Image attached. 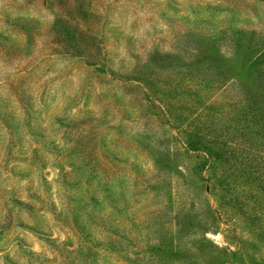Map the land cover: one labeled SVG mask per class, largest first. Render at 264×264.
Instances as JSON below:
<instances>
[{"label": "rangeland", "instance_id": "rangeland-1", "mask_svg": "<svg viewBox=\"0 0 264 264\" xmlns=\"http://www.w3.org/2000/svg\"><path fill=\"white\" fill-rule=\"evenodd\" d=\"M0 264H264V0H0Z\"/></svg>", "mask_w": 264, "mask_h": 264}, {"label": "trees", "instance_id": "trees-1", "mask_svg": "<svg viewBox=\"0 0 264 264\" xmlns=\"http://www.w3.org/2000/svg\"><path fill=\"white\" fill-rule=\"evenodd\" d=\"M191 143V144H190ZM189 146L196 151L197 153H202L203 155L208 156L211 158L212 163L215 161H221L222 159V152L219 150V148H215L214 146H207V144H204L203 142H190ZM211 163V162H209Z\"/></svg>", "mask_w": 264, "mask_h": 264}]
</instances>
